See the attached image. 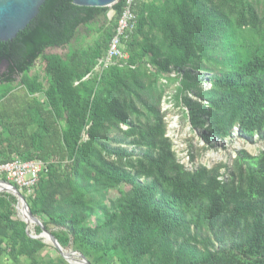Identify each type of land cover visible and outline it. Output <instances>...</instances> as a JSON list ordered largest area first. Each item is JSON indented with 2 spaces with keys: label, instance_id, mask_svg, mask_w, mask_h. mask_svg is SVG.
<instances>
[{
  "label": "trees",
  "instance_id": "trees-1",
  "mask_svg": "<svg viewBox=\"0 0 264 264\" xmlns=\"http://www.w3.org/2000/svg\"><path fill=\"white\" fill-rule=\"evenodd\" d=\"M125 7L45 0L0 42V164H44L31 193L10 183L91 264H264V148L187 169L161 107L173 87L205 147L234 132L264 140V0H134L125 58L103 67ZM39 58L42 76L31 73ZM15 205L0 192V264H70L55 248L41 255Z\"/></svg>",
  "mask_w": 264,
  "mask_h": 264
},
{
  "label": "rangeland",
  "instance_id": "rangeland-1",
  "mask_svg": "<svg viewBox=\"0 0 264 264\" xmlns=\"http://www.w3.org/2000/svg\"><path fill=\"white\" fill-rule=\"evenodd\" d=\"M108 18L113 16V11L109 10L107 13ZM65 49L62 48H49L46 49V53H63ZM3 65H0V70H2ZM44 62L41 58L37 59L32 69L31 73L38 72L40 76L43 75ZM18 77L14 84L16 85ZM203 87H209L206 82L202 83ZM173 91V87L166 89L165 98L162 100V111L166 112L167 121V136L171 139L173 143V149L176 152L177 158L187 169H194L199 164L211 167L217 163H225L231 165L236 152L240 149L246 150L250 154H257L259 150L264 148V140H261L257 135L252 139L240 138L236 132L232 134L231 137L224 140H215L212 147H205L203 142L200 140L199 131H191L189 128V123L187 119L183 116L182 111L178 107L169 106L163 104L164 100L168 101V96ZM14 93L19 96H23L25 90L21 86H15ZM176 117V118H174ZM236 130V129H235ZM191 153L194 159L191 161L188 154ZM117 195L116 190L109 191V197L114 198ZM15 217L21 218L18 211L15 213ZM99 215L96 214L93 218L89 220V223L93 225ZM33 225H28V231L33 234ZM54 229V228H52ZM46 247L42 251L41 255L48 254L50 256H55L57 253L49 242H45ZM70 250V249H68Z\"/></svg>",
  "mask_w": 264,
  "mask_h": 264
},
{
  "label": "water",
  "instance_id": "water-1",
  "mask_svg": "<svg viewBox=\"0 0 264 264\" xmlns=\"http://www.w3.org/2000/svg\"><path fill=\"white\" fill-rule=\"evenodd\" d=\"M45 0H0V42L13 39L37 15L40 6ZM119 0H72L76 5L110 7ZM176 118V117H174ZM0 192H7L16 197L15 209L26 224L27 234L31 237H41L44 242H49L58 254L70 264H91L83 254L65 250L55 236L47 230L42 222L32 214L27 201L21 191L12 183L0 179ZM37 225L39 234H31L28 225Z\"/></svg>",
  "mask_w": 264,
  "mask_h": 264
},
{
  "label": "built area",
  "instance_id": "built-area-1",
  "mask_svg": "<svg viewBox=\"0 0 264 264\" xmlns=\"http://www.w3.org/2000/svg\"><path fill=\"white\" fill-rule=\"evenodd\" d=\"M125 1L126 7L118 19L116 33L110 41L104 58L99 61L103 67L108 66L115 58H125V55L120 50V37L125 35L127 30L131 29L135 18L130 8L134 0ZM167 99H169V96ZM163 104L172 106L169 100H164ZM43 165L44 164L39 160L22 161L16 158L12 161L0 164V176H5L6 181H12L19 188H23L27 193H31Z\"/></svg>",
  "mask_w": 264,
  "mask_h": 264
}]
</instances>
